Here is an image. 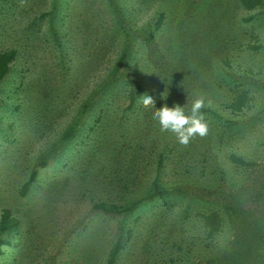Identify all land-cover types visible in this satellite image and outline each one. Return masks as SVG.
<instances>
[{
  "label": "rangeland",
  "instance_id": "obj_1",
  "mask_svg": "<svg viewBox=\"0 0 264 264\" xmlns=\"http://www.w3.org/2000/svg\"><path fill=\"white\" fill-rule=\"evenodd\" d=\"M239 1L0 0V52L16 51L0 83V215L17 221L0 264H106L117 238L116 264H264V6ZM240 91L251 109L234 115ZM199 98L208 130L187 145L153 119ZM154 181L190 196L126 217L92 208ZM212 211L222 226L206 239L196 215Z\"/></svg>",
  "mask_w": 264,
  "mask_h": 264
},
{
  "label": "trees",
  "instance_id": "obj_2",
  "mask_svg": "<svg viewBox=\"0 0 264 264\" xmlns=\"http://www.w3.org/2000/svg\"><path fill=\"white\" fill-rule=\"evenodd\" d=\"M239 2L241 6L246 10H252L264 6V2L262 0H240ZM251 20L252 18H247L244 21L249 22ZM247 48L249 50L258 49L257 46H252V45L247 46ZM155 54L156 52H151L149 54V58H151L150 60L151 62H154ZM15 57H16L15 50H5L0 52V83L8 74L10 69V63L14 61ZM126 58L127 55L125 53L122 54L120 64ZM170 63H172V58L167 60L164 58V60L160 62V65H158V67H156L157 65H155V63H153V70L151 71V73L152 72L158 73L157 70H159V72L162 73L163 71L162 66L170 65ZM109 75H111V73H108L106 76H104L103 81L105 80L107 81ZM131 80H132L131 82L133 83L134 80L133 79ZM153 80L155 79L153 78ZM129 96H130L129 108H131L135 102V95L133 91L129 92ZM250 102H251V98L248 96L247 91H240L239 93H237L235 96L232 97L230 102L226 101L225 105H226V109L230 110L234 115H236L238 113L244 112V110H248V109L250 110L251 109ZM209 110L210 108H208L204 104V107L201 108L200 111L205 114V113H209ZM228 160L235 165H247L246 161L242 157H239L235 154H230L228 156ZM35 176H36L35 171H32L28 180L22 185L19 191V195L21 197H24L27 194L31 183L35 179ZM139 192L141 194V197L139 196L138 198L139 194H136L135 195L136 200L134 201L131 200L132 202L130 203L126 202L123 205H118L113 202L102 201L93 204L92 208L103 213L126 217L132 215L137 208H139L144 203H146V201H149L156 196H161L164 194L166 195L169 194L173 196H184V197L190 196L189 193H187L184 189H181L180 187H171V188H165L163 186L160 187L159 185L156 184V181H154L151 188L149 190L147 189L146 192H144V194H142L143 192L142 189ZM196 216L199 222L202 224V230L205 233L206 239L213 238L221 230L222 218L217 212L215 211L199 212ZM16 225H17L16 219L10 217L7 210H3L0 215V255H2L4 252L3 247L10 245L9 234L10 232H12V229L15 228ZM122 247L123 245L121 243L120 238L115 239L111 244H109V251L106 259V264H116L120 252L123 249Z\"/></svg>",
  "mask_w": 264,
  "mask_h": 264
},
{
  "label": "clouds",
  "instance_id": "obj_3",
  "mask_svg": "<svg viewBox=\"0 0 264 264\" xmlns=\"http://www.w3.org/2000/svg\"><path fill=\"white\" fill-rule=\"evenodd\" d=\"M139 100L145 107H153L155 103V98L151 94H145ZM203 107L204 100L202 98L192 102L189 114L185 113V106L168 107L165 105L159 110L155 109L153 119L158 122L161 131L175 134L180 144L187 145L190 139L196 136L203 137L207 133V122L204 114L200 111Z\"/></svg>",
  "mask_w": 264,
  "mask_h": 264
}]
</instances>
